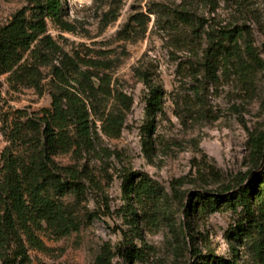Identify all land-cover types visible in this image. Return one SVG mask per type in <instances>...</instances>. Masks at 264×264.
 Wrapping results in <instances>:
<instances>
[{"label":"rangeland","instance_id":"rangeland-1","mask_svg":"<svg viewBox=\"0 0 264 264\" xmlns=\"http://www.w3.org/2000/svg\"><path fill=\"white\" fill-rule=\"evenodd\" d=\"M27 5L0 0V25ZM64 5L71 29L47 19L48 34L71 56L104 60L107 66L93 70L106 67L112 87L131 95L134 104L119 137L99 131L94 152L58 157L79 169L85 186L80 199L64 198L80 227L59 239L43 233L45 247L30 248V264H97L105 247L112 252L108 264H218L221 258L259 264L252 240L233 237L241 207L192 216L185 210L190 200L196 204V193L237 190L264 167V149L261 155L254 147L264 137V0H64ZM175 9L194 14V24L174 21ZM137 14L145 23L127 28ZM209 32L223 42L218 50ZM49 80L40 93L13 87L8 74L0 75V164L14 112L51 105ZM146 82L163 88L150 151L144 143ZM130 176L135 183L150 178L159 200L128 199L124 187Z\"/></svg>","mask_w":264,"mask_h":264},{"label":"trees","instance_id":"trees-1","mask_svg":"<svg viewBox=\"0 0 264 264\" xmlns=\"http://www.w3.org/2000/svg\"><path fill=\"white\" fill-rule=\"evenodd\" d=\"M25 1L27 6L0 25V75L8 74L13 87L35 88L40 93H43V81L50 77L52 101L49 107L32 113L23 109L14 112L9 144L1 153L0 262L3 264H30V248L42 250L45 247L43 233L59 239L79 229V217L64 198L73 194L80 199L85 186L79 169L60 162L58 157L94 152L99 131L108 137H119L134 104L131 95L112 87V75L104 69L106 67L101 72L93 70L99 65L107 66L104 60L71 56L48 34L47 19L71 29L65 19L64 0ZM141 15H134L127 28L134 23H145ZM172 15L180 24H194V14L188 10L175 9ZM226 33L229 35V31ZM208 35L217 50L224 45L214 40L212 32ZM227 35L224 32L220 37L223 40ZM209 51L211 54L212 50ZM208 60L206 65L214 74V60ZM48 68L49 73L45 74L44 69ZM148 85L144 143L150 151L156 115L163 108V88ZM254 147L263 153L264 137L256 138ZM124 191L128 199L141 203L158 201L160 197L159 189L148 177L135 183L130 176ZM196 199V204L192 199L186 205L189 216L199 211H216L223 206L235 211L241 207L244 215L233 237L252 240L254 255L259 264H264V167L258 174L254 173L249 184L237 190L228 188L219 194L198 192ZM111 257V249L105 247L97 264H108ZM218 264L237 263L221 258Z\"/></svg>","mask_w":264,"mask_h":264}]
</instances>
